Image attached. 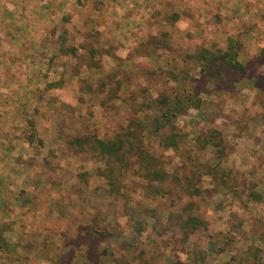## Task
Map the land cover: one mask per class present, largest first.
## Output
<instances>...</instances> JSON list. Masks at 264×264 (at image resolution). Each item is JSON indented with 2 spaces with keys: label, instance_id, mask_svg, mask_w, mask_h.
Masks as SVG:
<instances>
[{
  "label": "rangeland",
  "instance_id": "obj_1",
  "mask_svg": "<svg viewBox=\"0 0 264 264\" xmlns=\"http://www.w3.org/2000/svg\"><path fill=\"white\" fill-rule=\"evenodd\" d=\"M71 1L59 14L42 15L49 23L42 35L51 49L41 52L40 31L27 35V20L18 13L8 16L17 39L5 47L0 43V75H6L0 76V89L45 83L61 88L56 95L34 90L0 94L2 105L16 100L31 105L25 113L34 126L17 127L21 138L35 131L30 149L18 140L8 142L17 137L11 135L14 110L0 107V131L7 139L0 143V233L5 240L0 264H115L116 259L128 264H264V0H123V5L114 0L105 8L106 1L95 0L94 9L105 10L87 9L77 20ZM66 28L68 44L78 47L73 59L58 54ZM27 37L36 42L33 52L42 68L16 64V58L11 61L15 67L7 68L6 52H22ZM229 37L242 45L244 72L220 66L202 70L188 57L202 46L225 48ZM4 38L1 30L0 42ZM77 65L80 74L72 76ZM57 71L66 75L63 83ZM113 74L123 82L117 94L113 80L96 91L87 88L88 81L97 86L101 77ZM184 90L201 91L200 113L192 107L174 119L188 134L181 148L184 158L154 140L150 147L173 167L172 174L188 175L200 194L191 196L170 183L165 195H145L144 181L127 170L120 192L110 195L107 179L99 174L105 163L82 149L75 153L67 141L97 134L109 139L131 118L151 113L150 99L161 94L174 99ZM36 115L43 118L39 123ZM213 131L221 133L222 153L217 146L192 148L196 137ZM4 155L12 156L6 160ZM219 160V175L206 173ZM251 190L262 198L248 200ZM188 206L187 213L203 224L185 236L176 215ZM133 213L146 227L141 235L132 227Z\"/></svg>",
  "mask_w": 264,
  "mask_h": 264
},
{
  "label": "trees",
  "instance_id": "obj_2",
  "mask_svg": "<svg viewBox=\"0 0 264 264\" xmlns=\"http://www.w3.org/2000/svg\"><path fill=\"white\" fill-rule=\"evenodd\" d=\"M177 15L174 14L170 17L172 23L177 20ZM170 21V22H171ZM171 24V23H170ZM68 29L63 31V34L59 37L61 42L58 54L62 56H69L73 59V56L77 54V46L68 44L69 37L67 36ZM51 41V40H50ZM53 42V40H52ZM57 42V41H56ZM241 43L229 37L227 39V45L225 48H207L205 46L197 48L188 57L196 61L201 65L202 70L214 72L217 66L222 69H233L241 72L245 71L244 64L239 60V54L241 50ZM93 52V50H91ZM94 53V52H93ZM91 65V64H90ZM81 66L77 65L76 71L71 75L77 76L80 74ZM171 75L174 74L170 71ZM66 75L62 76L60 83H63ZM80 78V77H79ZM117 78L115 74L108 75L107 77H101L95 86L96 81L89 82L87 88L90 90L101 89V86H105L107 80L117 83V94L120 88H122L123 82ZM83 82V79H80ZM93 80V78L91 79ZM87 82V80H86ZM58 85V83H50V86ZM114 91V90H113ZM201 91L184 90V94L181 97L170 98L167 95L161 94L156 99H150L147 110H151V113H144L143 115H137L135 118H131L126 126L122 127L121 131L114 134L113 137L106 139L97 135H87L85 137H76L68 140L67 143L75 149V153H80V149L90 155L96 160L103 161L105 168L99 170V174L107 179V183L110 188L108 192L110 195H116L120 192L119 181L126 174L125 171L131 170L133 175H136L144 181V193L145 195H165L169 193L170 183H176L180 188L185 190L191 196L200 194L199 188H194L192 180L188 175L178 176L172 174L173 168L168 164V161H164L161 157L156 156L150 147V142L154 140L160 147L164 149H172L173 151L180 153L182 144L188 140V134L180 132L174 123V119L183 115L189 108H197L200 113L201 98L199 93ZM34 121H30L29 124L34 126ZM34 132L28 135V139L32 143L34 140ZM194 140L192 148L194 150H204L209 146H217L218 153H222L220 148L222 144L221 133L213 131L208 137L199 135ZM149 145V146H148ZM79 147V148H78ZM184 152V151H183ZM186 154H189L186 151ZM180 156L184 158V153H180ZM200 169L205 165L199 164ZM220 167V160L215 165H208L206 173L213 175H219L218 169ZM175 169H173V172ZM221 184L228 187L226 179L222 178ZM233 191H236L234 189ZM149 198V197H148ZM261 194L257 191L251 190L248 193V200H260ZM188 207H184L178 215H176L178 222V228H181L187 236L190 232L197 229L198 226L203 224V220L195 215H189L187 213ZM172 215V214H171ZM170 215V217H171ZM135 217L133 213L132 218ZM133 229L138 235L143 234L146 227L140 221V219L133 220ZM2 232V231H0ZM137 236V235H136ZM5 240L2 233H0V243L4 244ZM115 264H128L126 261L116 259Z\"/></svg>",
  "mask_w": 264,
  "mask_h": 264
},
{
  "label": "crops",
  "instance_id": "obj_3",
  "mask_svg": "<svg viewBox=\"0 0 264 264\" xmlns=\"http://www.w3.org/2000/svg\"><path fill=\"white\" fill-rule=\"evenodd\" d=\"M20 1V2H18ZM0 0V31L3 30L4 36L6 38L3 39V42L1 41V46H6V45H12L14 40L17 39L16 38V34H14V31L12 29V19H10L8 16L10 15H14V14H21L24 16V19L27 20V24L28 26L26 27L27 30V35L31 36V32L33 30H37L40 31L39 35L42 36V41H41V37H40V41L39 44L42 47V51H47L49 49H51L48 46V42H46V35H42L43 33V29H46V26L49 25L47 20L42 19V15H55V14H59L61 8H63V6L65 5L64 2H66L67 0ZM84 2V0H73L70 3H74V7H72L71 11L73 14H75V17L73 18L74 20H77L78 18L80 19V15L85 14L86 11L89 12L90 9V13H98V12H102L103 10H100L99 8L94 9L95 5V0H87V4L86 5H82L81 2ZM106 1V4L103 6V8L106 7V5H109L111 3H113L114 0H104ZM139 2H145L142 0H138ZM117 3H120L121 5H123V0H118ZM67 6V5H66ZM17 7H20V9H17ZM86 7V8H85ZM83 20H86V18ZM51 21V20H50ZM93 19H89L87 22H92ZM73 24H78L77 22L73 23ZM30 26V27H29ZM4 30H6V32H4ZM51 36V35H49ZM29 40L28 45L26 44V46H21L23 47V50L21 49L22 52L16 53V55H7L8 61L11 64V61L13 60V58H16V61L18 63L21 62H27V64H31L29 67L30 69L33 68V65L37 68H42V66L40 65L41 63L38 64V61H36L35 56L36 53L33 52V48L34 46H36V42L33 41L32 37H27ZM21 41H24V38L20 39ZM52 41V40H51ZM26 49H29V53L27 52ZM27 57V58H26ZM33 64V65H32ZM15 67V65L9 66L7 68H13ZM58 75V79L60 80L62 78L61 74L59 71H57ZM41 77H44L45 74L42 73V71L40 72ZM2 76L1 78H6V75H0ZM73 76V75H72ZM56 79V78H55ZM53 80H50L48 82H52ZM46 82V81H45ZM22 84L18 85L14 88H8L5 87L3 89H0V94H5V92L8 90V93H15V94H26V92L30 93L31 91L34 90V92H40V93H49V94H54L56 95V93H59L61 91V88L58 87L57 85H52L50 86V84L48 85V83H45V87H43V85H39V86H28L25 87V89L22 90ZM42 86V87H41ZM58 87V88H56ZM74 88V87H73ZM6 90V91H5ZM54 104H57L55 101H53V103L51 102V105L53 106ZM37 103H35L32 108L35 111ZM0 107L3 108V110H14L13 113V127H12V133L11 135L17 136L15 139H13V141H11L10 139H8V142H13L15 143L16 140H18V143H22V145H26L29 149L32 148L35 145V139L32 141V143L30 142V140L28 139V136H26L24 138H21V133L19 132V130L17 129V127H24V126H28L29 125V119L26 116V109L31 111V105H26L24 102H19V101H14L13 103H9L7 105H2L0 103ZM1 109V108H0ZM4 114V112H0V116ZM25 117H27L25 119ZM43 119L40 115H36L35 116V120L36 123H39V121ZM56 125V120L53 121ZM3 131V129H0ZM2 131H0V143H4L5 139L2 135ZM7 140V139H6ZM6 144H8L6 142ZM6 149L3 147L1 149L2 153L5 151ZM11 152V151H10ZM4 154V153H3ZM6 158V160L11 159L12 155H4ZM25 167V166H24ZM27 167V166H26ZM9 171H7L5 173V175L8 174ZM4 172L2 171V168L0 167V174H3ZM2 188H0V192L4 191V186H0ZM9 198V196H8ZM16 198L13 197L12 200L14 201ZM17 200V199H16ZM3 200H0V203H2Z\"/></svg>",
  "mask_w": 264,
  "mask_h": 264
}]
</instances>
